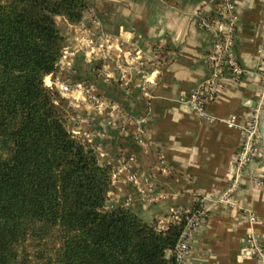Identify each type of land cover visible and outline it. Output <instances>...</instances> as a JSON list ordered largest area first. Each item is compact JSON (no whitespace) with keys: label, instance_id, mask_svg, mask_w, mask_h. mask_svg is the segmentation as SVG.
<instances>
[{"label":"crops","instance_id":"1","mask_svg":"<svg viewBox=\"0 0 264 264\" xmlns=\"http://www.w3.org/2000/svg\"><path fill=\"white\" fill-rule=\"evenodd\" d=\"M233 1L239 14L235 51L245 71L239 80L226 71L216 98L207 103L219 119L201 118L188 101L209 74L205 55L212 34L198 17L217 14L219 0H89L79 22L57 16L66 52L58 72L46 77L69 100L71 129L95 146L102 163L114 166L109 206L128 205L145 220L165 225L176 211L203 201L207 217L190 237L187 264H264V257L247 251L250 232L264 246V155L246 164L229 201L218 199L234 181L242 127L264 106L259 72L264 70V0ZM93 15L103 30L139 47L146 61L142 70L133 67L122 81L112 58L98 61L75 38L76 27L94 29ZM104 68L111 72L108 81L101 76ZM144 79L147 89L141 88ZM93 96L106 102L99 106ZM117 105L145 117L143 142L135 138L134 126H122ZM231 117L234 126L224 120ZM260 144L264 148L261 136ZM160 158L167 161V172ZM131 174L150 186L147 199ZM249 211L257 213L255 221Z\"/></svg>","mask_w":264,"mask_h":264},{"label":"trees","instance_id":"2","mask_svg":"<svg viewBox=\"0 0 264 264\" xmlns=\"http://www.w3.org/2000/svg\"><path fill=\"white\" fill-rule=\"evenodd\" d=\"M89 0H0V264H178L187 216L159 227L109 206L114 166L68 124L57 16Z\"/></svg>","mask_w":264,"mask_h":264},{"label":"built area","instance_id":"3","mask_svg":"<svg viewBox=\"0 0 264 264\" xmlns=\"http://www.w3.org/2000/svg\"><path fill=\"white\" fill-rule=\"evenodd\" d=\"M92 20L94 23L93 30L88 31L84 28L76 27L75 38L86 46V50L98 61L105 62L112 58L114 67L119 72V77L122 81L126 79L128 71L133 67L142 70L146 65V61L139 47L127 42L120 36L112 35L103 30L101 20L96 15H93ZM198 20L199 24L212 34V40L205 55V63L209 74L191 93L188 101L201 118L214 121L219 118L208 111L207 103L216 98L222 87L225 72L230 71L232 77L239 80L245 71L235 51V36L239 14L233 0H219L217 14L200 15ZM63 52L65 54L66 50ZM154 63L159 68L160 62L156 61ZM259 72L264 81V70L260 69ZM101 76L105 81H108L111 78V72L104 68L101 71ZM148 87L149 80H142L141 88L147 89ZM63 89L67 90L68 85H63ZM93 100L99 106L106 102V100L98 98L97 96H93ZM117 107L122 115V126H134L133 134L135 138L143 142L145 117L129 114L120 106L117 105ZM261 110L262 106L256 107L251 113L249 123L242 127L243 143L236 152L235 178L228 190L219 196L218 199L220 201H229L228 195L238 185L239 176L242 174L246 164L264 155V148L260 144L261 135L259 132V116ZM224 120L230 126L236 125L232 117L224 118ZM159 165L163 172L169 170L168 163L164 158L159 159ZM115 176L116 171L114 170L113 177ZM129 178L130 180L137 181L142 199H147V191L150 188L147 182L139 181L136 174H131ZM258 182L260 183L261 179H258ZM181 213L182 211H176L173 215V220L180 219ZM206 217L207 212L203 208V201L201 200L199 201L198 207L187 216L185 226L176 244L178 264H187L190 237L194 229L200 223L204 222ZM249 217L252 221H255L258 216L256 212L249 211ZM164 226H167V224ZM247 251L251 256L264 257V246L255 232H250L247 235Z\"/></svg>","mask_w":264,"mask_h":264},{"label":"water","instance_id":"4","mask_svg":"<svg viewBox=\"0 0 264 264\" xmlns=\"http://www.w3.org/2000/svg\"><path fill=\"white\" fill-rule=\"evenodd\" d=\"M259 132L261 135L262 142L264 144V106L259 116Z\"/></svg>","mask_w":264,"mask_h":264},{"label":"rangeland","instance_id":"5","mask_svg":"<svg viewBox=\"0 0 264 264\" xmlns=\"http://www.w3.org/2000/svg\"><path fill=\"white\" fill-rule=\"evenodd\" d=\"M47 77V76H46ZM45 81H46V83L48 82V80H47V78H45ZM47 84H49V85H51L50 83H47ZM55 86V85H54ZM72 112V108H71V110H70V112L69 113H71ZM168 224V223H167ZM157 226H159V227H165L164 225H159V224H156Z\"/></svg>","mask_w":264,"mask_h":264}]
</instances>
